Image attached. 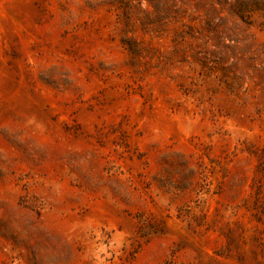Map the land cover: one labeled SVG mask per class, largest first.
Listing matches in <instances>:
<instances>
[{"label": "rangeland", "instance_id": "1", "mask_svg": "<svg viewBox=\"0 0 264 264\" xmlns=\"http://www.w3.org/2000/svg\"><path fill=\"white\" fill-rule=\"evenodd\" d=\"M0 264H264V0H0Z\"/></svg>", "mask_w": 264, "mask_h": 264}]
</instances>
